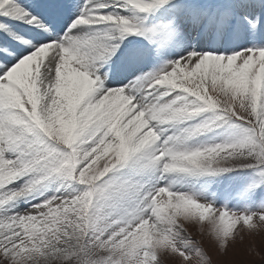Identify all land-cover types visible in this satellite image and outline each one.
Masks as SVG:
<instances>
[{
	"label": "snow or ice",
	"instance_id": "obj_1",
	"mask_svg": "<svg viewBox=\"0 0 264 264\" xmlns=\"http://www.w3.org/2000/svg\"><path fill=\"white\" fill-rule=\"evenodd\" d=\"M261 234L264 0H0V264H221Z\"/></svg>",
	"mask_w": 264,
	"mask_h": 264
},
{
	"label": "rangeland",
	"instance_id": "obj_2",
	"mask_svg": "<svg viewBox=\"0 0 264 264\" xmlns=\"http://www.w3.org/2000/svg\"><path fill=\"white\" fill-rule=\"evenodd\" d=\"M192 231L195 233V227L192 228ZM255 244L262 252H264V234L255 237H245L243 242L237 240L233 246L230 247L227 255L219 256L216 255L221 264H260L258 258L250 257L247 254V249L251 244ZM205 246L210 247L211 241L205 240Z\"/></svg>",
	"mask_w": 264,
	"mask_h": 264
}]
</instances>
